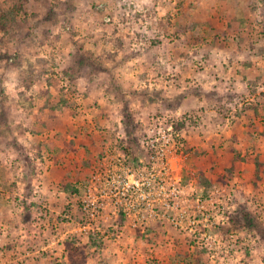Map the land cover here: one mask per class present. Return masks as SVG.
<instances>
[{
  "label": "rangeland",
  "instance_id": "1",
  "mask_svg": "<svg viewBox=\"0 0 264 264\" xmlns=\"http://www.w3.org/2000/svg\"><path fill=\"white\" fill-rule=\"evenodd\" d=\"M162 121L197 233L96 195ZM67 238L83 264H264V0H0V264H70Z\"/></svg>",
  "mask_w": 264,
  "mask_h": 264
},
{
  "label": "built area",
  "instance_id": "2",
  "mask_svg": "<svg viewBox=\"0 0 264 264\" xmlns=\"http://www.w3.org/2000/svg\"><path fill=\"white\" fill-rule=\"evenodd\" d=\"M157 125L147 130L146 147L150 151L147 164L135 168L125 161L112 162L107 179L109 185L107 188L100 186L102 188L95 194L99 199L108 198L115 211L124 212L134 227L146 228L153 222L167 219L180 230L197 233L200 224L209 227L212 212L205 208L201 198L197 202L201 200L202 204L197 208L185 204L189 199L183 197L182 177L171 171V158L176 156L173 126H166L164 121ZM210 201L213 202V198ZM96 206L100 207L95 199L93 211L98 210ZM201 234L212 248L221 242L216 234L206 231Z\"/></svg>",
  "mask_w": 264,
  "mask_h": 264
},
{
  "label": "trees",
  "instance_id": "3",
  "mask_svg": "<svg viewBox=\"0 0 264 264\" xmlns=\"http://www.w3.org/2000/svg\"><path fill=\"white\" fill-rule=\"evenodd\" d=\"M257 109V107L255 108ZM65 255L68 257L70 264H83L87 259L85 246L80 242L67 238L64 242Z\"/></svg>",
  "mask_w": 264,
  "mask_h": 264
}]
</instances>
